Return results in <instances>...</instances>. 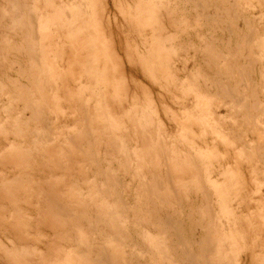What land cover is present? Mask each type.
Wrapping results in <instances>:
<instances>
[{
    "label": "rangeland",
    "instance_id": "1",
    "mask_svg": "<svg viewBox=\"0 0 264 264\" xmlns=\"http://www.w3.org/2000/svg\"><path fill=\"white\" fill-rule=\"evenodd\" d=\"M76 1L0 0V152L4 150L0 153V162H3L0 163V175L3 177L4 164L13 175L8 176L12 182L9 187L0 176V264H95L103 250L107 253L106 264H159L158 261L170 264L164 255L163 249H167L164 243L174 247V241L167 232L160 231L166 240L161 241L155 215L150 211L156 205L153 196L148 195L152 193L148 189L153 177L162 178L163 181L159 180L163 186L176 185L177 191L172 192L176 197L172 195L165 199L166 203L173 205H158L156 216L163 217L169 212L174 219H180L178 228L188 245L195 247L205 235L212 234L209 237L216 249L211 255L215 264H264V0ZM29 15L33 19L30 20ZM28 20H34L35 24ZM28 23L31 27L36 26L34 34L31 33L34 28L32 30ZM31 38H37V41L32 42ZM35 47L38 53L34 56H39H35L38 59L36 69L35 57L31 56ZM234 65L242 68L244 79L236 76ZM226 66H231V70ZM225 67L226 71L223 70ZM33 69L37 81L31 85H36L37 89L40 87L39 91L27 85L35 74ZM89 72H92V78L88 76ZM37 75L41 81L44 76L46 81L41 83ZM44 83H47V90H43ZM248 89L254 92L249 94ZM28 91L34 101L36 97L37 107L41 102L47 104L41 106L49 110H45L50 115L47 116L51 122L48 121L49 132L31 122V112L25 109V102L19 97ZM234 92H240L252 108L244 112L236 106L230 114V97ZM39 96L45 97L46 101L40 102ZM21 122H26L27 130ZM32 131L45 133V137L53 136L45 143L31 136ZM76 136L80 137L79 140ZM86 137H90L96 164L91 161ZM3 138L8 139L7 142ZM11 161L18 162L17 166ZM165 175L170 178V184ZM145 189L149 192L147 195ZM163 192L168 191L163 189ZM175 198L182 207L174 201ZM142 201H147L149 206ZM55 202L65 208V213L55 210ZM244 204L249 205L248 210ZM198 209L204 216L197 214ZM254 211L256 216H251ZM207 220L213 222V226L211 223L210 227L207 226ZM108 223L110 226L112 223L111 229ZM62 225H66L65 228ZM121 239L125 240L124 243ZM159 241L161 245L157 249L155 245ZM151 249L155 252L152 253ZM80 252L81 256L86 254L85 258L79 256Z\"/></svg>",
    "mask_w": 264,
    "mask_h": 264
},
{
    "label": "bare ground",
    "instance_id": "2",
    "mask_svg": "<svg viewBox=\"0 0 264 264\" xmlns=\"http://www.w3.org/2000/svg\"><path fill=\"white\" fill-rule=\"evenodd\" d=\"M85 1V0H84ZM91 1V0H90ZM92 1H95V0H92ZM99 1V0H98ZM210 1H213V0H210ZM238 1H240V0H238ZM237 1V2H238ZM70 2V1H69ZM79 2V0L78 1H76V3H78ZM89 2V1H88ZM71 3V2H70ZM214 3V2H213ZM88 4V3H87ZM90 4V3H89ZM93 4V3H92ZM91 4V5H92ZM200 4V3H199ZM259 4V3H258ZM67 5H68V3H67ZM83 5V4H82ZM232 5V4H231ZM84 6V5H83ZM82 6V7H83ZM89 5H87V7H88ZM93 6V5H92ZM199 6H201V4L199 5ZM237 6V5H236ZM243 7V6H242ZM204 8V7H203ZM68 9V8H67ZM89 9V8H88ZM64 10V9H63ZM87 10V9H86ZM86 10H84V11H86ZM93 10H95L94 8H93ZM98 10V9H97ZM264 10V9H263ZM71 11V10H70ZM82 11V10H81ZM88 11V10H87ZM92 10H90V12H91ZM62 12V11H61ZM75 12L76 11H74V15H75ZM28 13H30V12H28ZM35 13H37V12H35ZM66 13H68V10H67V12ZM71 13V12H70ZM88 13V12H87ZM97 13V12H96ZM103 13V12H102ZM101 13V14H102ZM226 13V12H225ZM31 14V13H30ZM33 15V14H32ZM68 15V14H67ZM74 15H73V17H74ZM219 15V14H218ZM217 15V16H218ZM29 16H31V15H29ZM76 16V15H75ZM232 16H233V14H232ZM32 17V16H31ZM35 17V16H34ZM210 17V16H209ZM30 20L31 19H33V17L32 18H30V17H28ZM78 18V17H77ZM93 18H94V16H93ZM208 18V17H207ZM217 18V17H216ZM219 18V17H218ZM213 19V18H212ZM19 20V19H18ZM27 20V19H26ZM34 20H36V19H34ZM34 20L33 21H29V23L30 22H32V24L34 23ZM74 20H76L75 18H74ZM79 21H80V19H78ZM247 21V20H246ZM20 22V21H19ZM76 22V21H75ZM221 22V21H220ZM21 23V22H20ZM23 23V22H22ZM28 23V24H29ZM15 25H17L16 23H14ZM24 24V23H23ZM31 24V23H30ZM29 24V25H30ZM35 24V23H34ZM80 24H81V22H80ZM79 24V25H80ZM169 24H171L170 22H169ZM22 25V24H21ZM26 25V24H25ZM178 25V24H177ZM227 25V24H226ZM85 26V25H84ZM89 26V25H88ZM17 27H18V29H19V25H17ZM27 27V26H26ZM29 27H31V25L29 26ZM36 26L34 25V27L32 26L31 27V29L33 30V28H34V31H32L31 33H33L34 34V32L36 31L35 28ZM232 27V26H231ZM235 27V26H234ZM242 27H243V25H242ZM241 27V28H242ZM247 27H249V26H247ZM251 27V26H250ZM249 27V30L251 29ZM24 28V27H23ZM211 28V27H210ZM228 28V27H227ZM235 29V28H234ZM26 30H28V27H27V29ZM84 30H86V29H84ZM212 30V29H211ZM232 30V29H231ZM231 30L229 29V31L231 32ZM239 30V29H238ZM24 31H25V28H24ZM81 31V30H80ZM227 31H228V29H227ZM228 31V32H229ZM26 32V31H25ZM29 32V31H28ZM82 32V31H81ZM94 32V31H93ZM92 32V33H93ZM210 32V31H209ZM213 32V31H212ZM232 32H233V30H232ZM38 33V32H37ZM84 33H85V31H84ZM102 33V32H101ZM251 33V32H250ZM33 34H31V37L33 36ZM94 34V33H93ZM36 35V34H35ZM79 35V34H78ZM82 35V34H81ZM26 36V35H25ZM93 36V35H92ZM29 37H30V35H29ZM34 37H38V36H34ZM77 37H80V36H77ZM103 37V36H102ZM32 39V38H31ZM80 39V38H79ZM78 39V40H79ZM250 39V38H249ZM33 40H35V41H37V38H33L31 41L33 42ZM75 43V42H74ZM96 43V42H95ZM106 43L104 42V45H105ZM97 45V44H96ZM103 45V46H104ZM33 46H35V43H34V45ZM32 46V47H33ZM102 46V47H103ZM94 47V46H93ZM96 47H98V46H96ZM105 47V46H104ZM20 48V47H19ZM37 47H35V49H36ZM106 48V47H105ZM83 49H84V47H83ZM96 50H98L99 48H95ZM94 49V50H95ZM107 49V48H106ZM110 48H108V50H109ZM17 50V49H16ZM34 49H32L31 51H32V58L33 57H37L38 55H35L34 56V54L35 53H38V51H37V49H36V51L34 52L33 51ZM75 50H76V48H75ZM88 51V50H87ZM86 51V52H87ZM105 51V50H104ZM110 51V50H109ZM34 52V53H33ZM77 53H79V51H76ZM90 52V51H89ZM98 52H100V50H98ZM219 52V51H218ZM30 53V52H29ZM82 53V52H81ZM229 53V52H228ZM29 55V56H30ZM89 55V54H88ZM93 56H94V54H92ZM228 55V54H227ZM81 56V55H80ZM97 56V55H96ZM221 56V55H220ZM224 56V55H223ZM222 56V57H223ZM263 56V55H262ZM33 58L34 59V62H35V64H34V67H35V65H36V61L38 60L37 58ZM39 57V56H38ZM226 57V56H225ZM232 57V56H231ZM43 58V60H44V57H42ZM42 58H40L41 60H42ZM77 58H79V57H77ZM91 58V56L89 57V59ZM111 58H112V54H111ZM224 58V57H223ZM227 58V57H226ZM263 58V57H262ZM37 59V60H36ZM83 59V58H82ZM89 59H88V61H89ZM40 60V61H41ZM45 60H46V58H45ZM81 60V59H80ZM79 60V61H80ZM84 60V59H83ZM116 60V59H115ZM114 60V61H115ZM112 61V60H111ZM86 62V61H85ZM103 62H105V61H103ZM195 62V61H194ZM224 62V61H223ZM231 62V61H230ZM89 63H91V60H90V62ZM117 63V62H116ZM119 63V62H118ZM117 63V64H118ZM206 63V62H205ZM226 63V62H225ZM225 63H223V64H225ZM104 64V63H103ZM111 64H112V62H111ZM116 64V65H117ZM222 64V65H223ZM37 65H38V62H37ZM82 65V64H81ZM87 65V64H86ZM85 65V66H86ZM89 65V64H88ZM92 65V64H91ZM91 65H89V66H91ZM97 65V64H96ZM226 65V64H225ZM18 66H19V64H18ZM32 66V65H31ZM105 66V65H104ZM118 66H120V65H118ZM17 67V66H16ZM33 67V66H32ZM84 67V66H83ZM82 67V68H83ZM87 67V66H86ZM85 67V68H86ZM94 67H96V66H94ZM103 67V66H102ZM215 67V66H214ZM217 67H219L218 65H217ZM226 67H228V66H226ZM226 67L223 69L224 71H226L225 69H226ZM231 67V66H230ZM230 67H228V68H230ZM239 65L238 66H235L234 65V67H233V71H235V73H237V77L239 78V79H244V75L242 74V68L241 69H239ZM250 67V66H249ZM19 68H20V66H19ZM18 68V69H19ZM26 68V67H25ZM28 68H30V67H28ZM36 68H38V66L37 67H35V69ZM90 67H88V69H89ZM116 68V67H115ZM263 68V67H262ZM17 69V70H18ZM22 69H23V66H22ZM30 69H32V68H30ZM39 69H41V68H39ZM84 69V68H83ZM92 69V68H91ZM90 69V70H91ZM96 69H97V67H96ZM102 69V68H101ZM100 69V70H101ZM111 69H113L112 67H111ZM12 70V69H11ZM20 70V69H19ZM24 70V69H23ZM22 70V71H23ZM45 70H46V68H45ZM85 70V69H84ZM104 70V69H103ZM119 70V72H120V69H118ZM118 70H117V72H118ZM219 68H218V72H219ZM223 70H222V73H223ZM227 70H231V68L230 69H227ZM25 71V70H24ZM27 71H28V69H27ZM30 71V70H29ZM33 71V73H35V71H34V69L32 70ZM41 71H44V70H41ZM93 71V70H92ZM94 71H95V69H94ZM264 71V70H263ZM19 72V71H18ZM102 72V71H101ZM103 72H105V70L103 71ZM103 72H102V74H103ZM118 72V73H119ZM21 73V72H20ZM39 73H40V70H39ZM38 73V74H39ZM90 73V72H89ZM227 73V72H226ZM225 72H224V74H226ZM234 73V72H233ZM233 73H230L231 74V76L233 75ZM234 73V74H235ZM247 73V72H246ZM258 73V72H257ZM28 74V73H27ZM91 74H92V72L90 73V74H88V76H90L91 78H92V76H91ZM21 75V74H20ZM24 75H25V73H24ZM23 74H22V76H24ZM35 75H36V73L35 74H33L31 77L29 76V75H27L28 77H30V81H28L27 82V85H30V86H32L31 84H33V83H35L37 80L35 79L34 80V78H35ZM40 75V74H39ZM43 75V74H42ZM42 75H40V76H42ZM44 75H45V73H44ZM46 75H48L47 73H46ZM93 75V74H92ZM95 76H96V73L94 74ZM106 75V74H105ZM105 75L103 74V77H105ZM229 75V74H228ZM259 75V74H258ZM38 76V75H37ZM196 76V75H195ZM205 76V75H204ZM220 76H221V74H220ZM226 76V75H225ZM259 76H261V74L259 75ZM262 76H264L263 75V73H262ZM18 77H20V76H18ZM25 77H26V75H25ZM39 77V76H38ZM197 77V76H196ZM90 78V79H91ZM94 78V77H93ZM98 78V77H97ZM100 78V77H99ZM192 78H194L193 76H192ZM191 78V79H192ZM225 78V77H224ZM15 79V78H14ZM38 80L40 79V81H41V77H39V78H37ZM103 79V78H102ZM122 79V78H121ZM205 79V78H204ZM203 79V80H204ZM247 79V78H246ZM19 80V79H18ZM43 80H44V76H43V78H42V81H41V83L43 82ZM92 80V79H91ZM261 80V79H260ZM44 81H46V80H44ZM47 81H49V80H47ZM93 81V80H92ZM240 81H242V83H243V80H240ZM246 81V80H245ZM262 81V80H261ZM16 82V81H15ZM15 82H14V84H15ZM91 82V81H90ZM10 83H12V82H10ZM38 83V82H37ZM50 84H51V81L49 82ZM17 84V83H16ZM47 84V83H46ZM46 84L44 83V88H43V90H45V88L47 87L46 86ZM193 84V83H192ZM19 85V84H18ZM21 85V84H20ZM15 86V85H14ZM14 86H13V88H14ZM17 86V85H16ZM15 86V87H16ZM21 86H23V85H21ZM41 86V85H40ZM43 86V85H42ZM241 86V85H240ZM249 86V85H248ZM25 87V86H24ZM34 87V90H40V87L37 89V86L35 85V86H32V88ZM52 87V86H51ZM230 87V86H229ZM252 88H253V86H251ZM21 88V87H20ZM27 89H28V87H26ZM25 88V89H26ZM48 88V87H47ZM47 88H46V90H47ZM222 89H223V87H221ZM226 88V87H225ZM25 89L23 90V91H25ZM27 89H26V91H27ZM42 89V88H41ZM199 89V88H198ZM7 90V89H6ZM19 90V89H18ZM33 90V91H34ZM43 90H42V92H43ZM52 90V89H51ZM225 90V89H224ZM227 90H228V88H227ZM248 90H250V89H248ZM247 90V91H248ZM14 91V90H13ZM244 91V90H243ZM256 91V90H255ZM9 92H10V90H9ZM37 92V91H36ZM237 92V91H236ZM250 92H251V94H252V92H254L253 91V89H251L250 91H249V94H250ZM13 93V92H12ZM11 93V94H12ZM228 93V92H227ZM2 94V93H1ZM14 94V93H13ZM21 94V93H20ZM43 95H44V93H42ZM41 94V95H42ZM233 94V93H232ZM8 95H10L9 93H8ZM18 95V94H17ZM208 95V94H207ZM245 95V94H244ZM243 95V96H244ZM16 96V95H15ZM233 96V97H232ZM230 98H231V106H230V114H232V110H233V108L234 107H236V106H238V107H240V108H242L243 110H244V112L245 111H247L250 107L252 108V106H251V103H250V105H249V103L247 102V99L245 98V97H242V96H240V92L239 93H235L234 92V94L232 95ZM257 96V95H256ZM17 97V96H16ZM19 97H21V99H23V101L25 102L24 103V105H26L25 106V109H28L29 110V112H31L30 113V115H31V118L30 117H28V119L30 118L31 119V122L33 121L34 123H36V124H38L39 125V127H41L42 129H46V130H48L47 132H49V130L51 129V128H49V122H50V119L48 120V115L49 114H47L46 113V111L45 110H47V111H49L48 109H43L42 108V106L41 105H44V104H46L45 102L42 104V102L41 101H46V99H45V97H41V96H39V100H40V102H41V105L40 106H38L37 107V104L35 103L36 102V97H35V101L33 100V96L31 95V93H30V91H28V92H22V94H21V96L19 95ZM37 97H38V95H37ZM227 97V96H226ZM261 97V96H260ZM7 98H8V96H7ZM13 98V97H12ZM11 98V99H12ZM43 98L45 99V100H43ZM257 98V97H256ZM18 99V98H17ZM42 99V100H41ZM254 99V98H253ZM38 100V99H37ZM38 100V101H39ZM216 100V99H215ZM48 101V100H47ZM214 101V100H213ZM217 101V100H216ZM251 101V100H250ZM35 103V104H34ZM39 103V102H38ZM201 103H203V101L201 102ZM221 103V102H220ZM255 103V102H254ZM252 104L253 106H254V108H255V105L256 104ZM261 103V102H260ZM206 104V103H205ZM5 105V104H4ZM39 105V104H38ZM47 105V104H46ZM46 105H44V106H46ZM49 105V104H48ZM194 105V104H193ZM85 106V105H84ZM202 106V105H201ZM212 106V105H211ZM5 107V106H4ZM49 108V107H48ZM84 108V107H83ZM257 108V107H256ZM86 109V108H85ZM211 109V108H210ZM9 110V109H8ZM255 110V109H254ZM262 110H263V108H262ZM5 111V110H4ZM84 111V110H83ZM8 112V111H7ZM249 112V111H248ZM5 113V112H4ZM81 113V112H80ZM84 113V112H83ZM261 113H263L262 111H260V114ZM6 114V113H5ZM4 114V115H5ZM12 114V113H11ZM51 114V113H50ZM89 114V113H88ZM244 114V113H243ZM248 114H250V113H248ZM234 115H236V112H235V114ZM2 116V115H1ZM11 116V115H10ZM29 116V115H28ZM50 116V115H49ZM83 116H84V114H83ZM242 116H245V115H242ZM251 116V115H250ZM249 116V117H250ZM241 117V116H240ZM1 118V117H0ZM15 118H16V116H15ZM51 118H53V117H51ZM235 118V117H234ZM247 118H248V115H247ZM254 118V117H253ZM252 118V119H253ZM258 118V117H257ZM256 118V116H255V119H257ZM262 118V117H261ZM261 118H260V120H261ZM2 119V118H1ZM8 119V118H7ZM85 119V118H84ZM252 119H251V122H252ZM6 120V119H5ZM86 120V119H85ZM84 120V121H85ZM135 120V119H134ZM245 120V119H244ZM254 120V119H253ZM49 121V122H48ZM246 121V120H245ZM247 121H248V119H247ZM254 121H256V120H254ZM89 122V121H88ZM224 122V121H223ZM251 122H249V123H251ZM264 122V121H263ZM7 123V122H6ZM51 123V122H50ZM81 123H82V121H81ZM249 123H248V125H249ZM256 123V122H255ZM1 124V123H0ZM13 124V123H12ZM35 124V125H36ZM259 124H260V122H259ZM3 125V124H2ZM21 125L22 126H24L25 128H26V130L28 129V126H26V122H21ZM34 125V126H35ZM77 125V124H76ZM84 125V124H83ZM87 125H89L88 123H87ZM51 126H52V124H51ZM67 126V125H66ZM221 126V125H220ZM1 127H4V126H1ZM38 127V128H39ZM85 127V126H84ZM227 127V126H226ZM5 128V127H4ZM30 128H31V126H30ZM53 128V127H52ZM221 128V127H220ZM250 128V127H249ZM254 128H255V126H254ZM264 128V127H263ZM7 129V128H6ZM5 129V130H6ZM36 130H37V128H36ZM149 130V129H148ZM252 130V129H251ZM11 131V130H10ZM86 131V130H85ZM88 131V130H87ZM137 131V130H136ZM255 131V130H254ZM6 133H7V131H5ZM27 132V131H26ZM89 132V131H88ZM88 132H87V134H88ZM132 132V131H131ZM66 133V132H65ZM91 133V132H90ZM112 133V132H111ZM30 134H31V136L33 135V137L34 138H36V140H44L45 141V143H46V141H48V140H50L49 139V137H52L53 136V134H52V136H46L45 137V133H42V134H40V133H36V132H34V131H32V132H30ZM43 134H45V135H43ZM58 134V133H57ZM56 134V135H57ZM69 134V133H68ZM136 134V133H135ZM55 135V136H56ZM255 135V137H256V134H254ZM54 136V137H55ZM68 136H70V135H68ZM67 136V137H68ZM89 136V135H88ZM143 136H145V135H143ZM48 137V138H47ZM64 138H65V136H63ZM77 138H78V136H76ZM76 137H75V139H76ZM245 137V136H244ZM254 137V138H255ZM260 137V136H259ZM258 137V138H259ZM6 138V137H5ZM5 138H3V139H5ZM14 138V137H13ZM15 138H17V137H15ZM20 138H21V136H20ZM80 138V137H79ZM79 138H78V140H79ZM84 138V137H83ZM82 138V139H83ZM88 137H86V139H87ZM228 138V137H227ZM67 138H65V140H66ZM85 139V138H84ZM84 139H83V141H84ZM89 139H90V137H89ZM89 139H87V140H85V142L86 141H88L89 142V144H90V149H91V158H92V160L91 161H93L94 163H95V156H94V154H93V150H92V145H91V142L89 141ZM226 139V138H225ZM256 139V138H255ZM260 139V138H259ZM6 140V142H7V140L8 139H5ZM10 140H11V138H10ZM27 140H28V137H27ZM26 140V141H27ZM68 140H69V137H68ZM67 140V141H68ZM257 140V139H256ZM14 141H16V139H14ZM63 141V140H62ZM146 141V140H145ZM248 141V140H247ZM257 141H259L260 142V140H257ZM4 143H5V141H3ZM31 142V141H30ZM34 142V141H33ZM50 142V141H49ZM70 142V141H69ZM163 142V141H162ZM14 143H17V142H14ZM18 143H19V141H18ZM22 143V142H21ZM20 143V144H21ZM26 143V142H25ZM93 143H94V141H93ZM245 143H247V142H245ZM27 144V143H26ZM53 144H54V142H53ZM107 144H109V143H107ZM25 145V144H24ZM29 145V144H28ZM33 145H34V143H33ZM85 145H86V143H85ZM106 145V144H105ZM257 145V144H256ZM7 146V145H6ZM5 146V147H6ZM41 147H42V144L40 145ZM74 146L76 147V148H79L78 146H77V144H74ZM109 146V145H108ZM47 148H49L48 146H46ZM55 147H57V145L55 146ZM63 148H64V146H62ZM94 147V146H93ZM107 147V146H106ZM111 146H109V148H110ZM13 148H15V147H13ZM24 148V147H23ZM25 148H26V146H25ZM32 148V147H31ZM30 148V149H31ZM54 148V147H53ZM66 148V147H65ZM65 148H64V150H65ZM95 148V147H94ZM109 148H106L107 150L109 149ZM164 148V147H163ZM256 148V147H255ZM26 149H28V147L26 148ZM38 149H39V147H38ZM52 148H50V150H51ZM259 149V148H258ZM2 150H3V147H2ZM14 150V149H13ZM20 150H21V148H20ZM22 150H24V149H22ZM21 150V151H22ZM58 150V149H57ZM77 150V149H76ZM80 150H81V148H80ZM4 151V150H3ZM2 151V152H3ZM9 151V150H8ZM15 151V150H14ZM14 151H12V152H14ZM19 151V150H18ZM26 151V150H25ZM25 151H23V152H25ZM54 151V150H53ZM53 151H51V152H53ZM66 151V150H65ZM115 151V150H114ZM2 152H0V153H2ZM11 151H10V153H12ZM27 152V151H26ZM26 152H25V155H26ZM56 152V151H55ZM58 152H60L61 153V150L60 151H58ZM69 152V151H68ZM67 152V153H68ZM10 153H9V155H10ZM19 153V152H18ZM28 153V152H27ZM49 153H50V151H49ZM64 153V152H63ZM70 153V152H69ZM82 153H84V152H82ZM94 153H95V151H94ZM113 153V152H112ZM59 154V153H58ZM106 154H109V153H106ZM118 154H119V152H118ZM126 154V153H125ZM2 155V154H1ZM1 155H0V157H1ZM16 155H18V154H16ZM20 155V154H19ZM18 155V156H19ZM54 155H56V153L54 154ZM64 155H66V154H64ZM39 156V155H38ZM60 156V155H59ZM85 156H86V153H85ZM112 156V155H111ZM121 156V155H120ZM119 156V157H120ZM126 156H128V155H126ZM126 156H125V158L124 159H126ZM4 157V156H3ZM6 157V156H5ZM4 157V158H5ZM20 157V156H19ZM46 157V156H45ZM62 157V156H61ZM114 157H115V155H114ZM148 157V156H147ZM7 158H9V156H7ZM12 158V157H11ZM10 158V159H11ZM16 158H18V157H16ZM21 158V157H20ZM23 158H25V157H23ZM88 158V157H87ZM123 158V157H122ZM129 158V157H128ZM192 158V157H191ZM12 159H14V156H13V158ZM11 159V160H12ZM47 159V158H46ZM53 159V158H52ZM61 159V158H60ZM118 159V158H117ZM135 159V158H134ZM144 159V158H143ZM2 160H3V158H2ZM4 160H7V159H4ZM16 160V159H15ZM21 160V159H20ZM193 160V159H192ZM17 161V160H16ZM22 161V160H21ZM24 161V160H23ZM58 161H59V159H58ZM117 161V160H116ZM127 161V160H126ZM2 162V161H1ZM0 162V163H1ZM8 162H10V160L8 161ZM7 162V164H9V165H12L11 163H8ZM12 163H13V165H14V163L15 162H13V161H11ZM54 162V161H53ZM61 162V161H60ZM92 162V163H93ZM118 162H120V161H118ZM191 162V161H190ZM198 162V161H197ZM196 162V163H197ZM24 163V162H23ZM122 163V162H121ZM120 163V164H121ZM191 163H193V162H191ZM264 163V162H263ZM2 164H3V162H2ZM1 164V165H2ZM17 164H18V162L17 163H15V166H17ZM96 164V163H95ZM143 164V163H142ZM146 164V163H145ZM5 165V164H4ZM3 165V167H6L5 169H4V173H3V177H2V180L5 182V184H6V186L7 187H9V184H10V182H11V180L9 179V174H11L10 172V170H9V167L8 166H4ZM60 165V164H59ZM137 165V164H136ZM147 165V164H146ZM151 165V164H150ZM169 165V164H168ZM190 165V164H189ZM19 166H21L20 164H19ZM39 166V165H38ZM109 166V165H108ZM108 166L107 167H104V168H108ZM123 166H124V164H123ZM130 166V165H129ZM22 167V166H21ZM93 167V166H92ZM98 167V166H97ZM96 167V168H97ZM110 167V166H109ZM118 167V166H117ZM200 167V166H199ZM15 168V167H14ZM99 168V167H98ZM147 168V167H146ZM152 168L154 169V167L152 166ZM157 168V167H156ZM12 169V168H11ZM23 169V168H22ZM167 169V168H166ZM195 169V168H194ZM197 169H198V165H197ZM25 170V169H24ZM104 170V169H103ZM106 170V169H105ZM167 170H169V168L167 169ZM167 170H165V171H167ZM18 171V170H17ZM98 171V170H97ZM107 171H108V169H107ZM107 171H104L103 173H104V175H106V173H107ZM148 171V170H147ZM172 171H174V170H172ZM19 172V171H18ZM92 172H94V171H92ZM124 172V171H123ZM132 172V171H131ZM138 172V171H137ZM153 172V171H152ZM28 173V172H27ZM112 173V172H111ZM111 173H109L110 175H111ZM135 173V172H134ZM143 173V172H142ZM156 173V172H155ZM160 174V172L159 171H157V174ZM168 174L167 175H169V171L167 172ZM196 173V172H195ZM197 173H199V172H197ZM24 174H25V172H24ZM30 174V173H29ZM96 174V173H95ZM95 174H94V177H95ZM131 174V173H130ZM132 174H133V172H132ZM131 174V175H132ZM145 174V173H144ZM158 174V175H159ZM165 174H166V172H165ZM200 174V173H199ZM12 175V174H11ZM36 175V174H35ZM116 175V174H115ZM134 175V174H133ZM139 175V174H138ZM138 175H137V178H138ZM156 175V174H155ZM167 175H165V179H166V176ZM13 176V175H12ZM21 176V175H20ZM45 176V175H44ZM11 177V176H10ZM100 177H102L101 176V174H100ZM106 177H108L107 175H106ZM105 177V178H106ZM131 177H133V176H131ZM147 177H148V173H147ZM199 177V176H198ZM16 178H18V177H16ZM27 178V177H26ZM29 178V177H28ZM27 178V179H28ZM103 178V177H102ZM114 178V177H113ZM158 178H159V176H158ZM168 176H167V182L170 184V182L168 181ZM200 178V177H199ZM1 179V178H0ZM24 179V178H23ZM106 179H108V178H106ZM118 180L117 181H119L120 179L119 178H117ZM140 179V178H139ZM160 180H162V178H159ZM159 179H157V178H154L153 177V179H152V186H151V188L150 189H148V187H147V189H148V191L150 190L152 193L150 194L146 189V191H144L145 193L144 194H146V192L147 193H149L148 195H151V196H153V200H154V202L156 203V205H155V207H152V208H150V211L152 210V212L154 213H152L153 215H155V219H156V222H155V224L157 225V227H159L158 228V232L160 233V231L161 232H163L164 234H166V232L168 233V235H169V237H170V239H173V243H174V247L172 248V247H170L166 242L164 243V245H165V247L167 248L166 250H164L163 249V251H165L166 253H164V255L166 254V258L168 257V260L170 261L169 263L171 264V263H177V264H180V263H182V264H215L214 262H215V260H214V262H213V258L211 257V255L212 254H214L215 252H216V249L214 248V246H213V244L211 243V238L209 237V236H213L212 234H210L209 236L208 235H205L204 236V238L200 241V243H198L195 247H193L190 243H189V245L185 242V240H184V238H183V235H182V233L179 231V226L181 225V220L180 219H174L173 218V216L171 215V214H169V212H168V214H165L163 217H161V216H156V214H158L159 213V206H161L162 205V203L163 204H165L166 203V201H165V199L166 198H169V197H171L173 194H172V192L174 191V190H176V188H175V184H173V185H169V186H167V185H165L166 186V190H165V186H163V183L159 180ZM170 179V178H169ZM17 180V179H16ZM28 180H30V179H28ZM149 180V179H148ZM12 181H14V179L12 180ZM31 181V180H30ZM112 181V180H111ZM110 181V182H111ZM116 181V180H115ZM121 181V180H120ZM129 181V180H128ZM163 181V180H162ZM166 181V180H165ZM22 182V181H21ZM122 182V181H121ZM166 182V183H167ZM1 183H2V181H1ZM12 183V182H11ZM16 184H18L19 182H15ZM36 183V182H35ZM35 183H33V184H35ZM40 183V182H39ZM38 183V184H39ZM130 183V182H129ZM198 183H200V182H198ZM22 184H23V182H22ZM30 184H31V182H30ZM42 184V183H41ZM105 184V183H104ZM104 184H101V186H103ZM107 184V183H106ZM106 184L104 185V186H106ZM115 184H120V183H115ZM196 184V183H195ZM19 185V184H18ZM36 185H37V183H36ZM124 185V184H123ZM127 185V184H126ZM129 185H131V184H129ZM197 185V184H196ZM199 185V184H198ZM204 186H205V184H203ZM15 186V185H14ZM17 186V185H16ZM42 186H44V185H42ZM49 186H51V185H49ZM104 186H103V188H104ZM113 186H115L114 185V183H113ZM118 186V185H117ZM128 186V185H127ZM147 186V185H146ZM203 186V187H204ZM20 187V186H19ZM19 187H17V188H19ZM24 187V186H23ZM30 187V186H29ZM98 187V186H97ZM190 187V186H189ZM51 188V187H50ZM49 188V189H50ZM100 188V187H99ZM106 188V187H105ZM118 188H119V186H118ZM136 188V187H135ZM197 188H198V186H197ZM199 188H200V185H199ZM205 188V187H204ZM32 189V188H31ZM38 189H39V187H38ZM37 189V190H38ZM139 189V188H138ZM141 189V188H140ZM163 189H164V191H168L167 193H164L163 192ZM186 189V188H185ZM190 189V188H189ZM192 189V188H191ZM200 189H202V188H200ZM41 190V189H40ZM40 190H38V191H40ZM98 190V189H97ZM105 190H108V188L107 189H105ZM45 191H48V190H45ZM51 191H53L52 189H51ZM101 191V190H100ZM113 190L111 189V192H112ZM120 191V190H119ZM177 191V190H176ZM199 191V190H198ZM203 191H206L205 189L203 190ZM24 192V191H23ZM116 192V191H115ZM135 192V191H134ZM207 192V191H206ZM25 193V192H24ZM48 193H50V192H47V194ZM53 193H55V192H53ZM101 193V192H100ZM136 193H137V191H136ZM176 193V192H175ZM180 193V192H179ZM199 194H200V192H198ZM40 194H42V193H40L39 192V195ZM204 194H205V192H204ZM43 195V194H42ZM147 195V194H146ZM145 195V196H146ZM202 195V194H201ZM44 196V195H43ZM136 196V195H135ZM206 196H207V194H206ZM106 197V196H105ZM141 197V196H140ZM147 197V196H146ZM146 197H143V199L145 198L146 200H148ZM173 198L174 197H176V196H172ZM204 197V196H203ZM40 198H41V196H40ZM50 198V197H49ZM108 198V197H107ZM148 198H150V196H148ZM172 198V199H173ZM178 198V197H177ZM177 198H175V199H177ZM36 199V198H35ZM42 199V198H41ZM109 200H110V198H108ZM111 199H113V197L111 196ZM141 199V198H140ZM143 199H141V200H143ZM151 199V198H150ZM149 199V204L151 203V200ZM174 199V201L176 202L177 201V203L179 202L178 201V199H180V198H178L177 200H175ZM205 199V198H204ZM207 199H208V196H207ZM206 199V200H207ZM51 200V199H50ZM114 200V199H113ZM137 200V199H136ZM167 200V199H166ZM39 201V200H38ZM115 201V200H114ZM120 201V200H119ZM135 201V200H134ZM133 201V202H134ZM138 201V200H137ZM145 201V200H144ZM144 201H142L143 203H145V205H148L147 204V201L146 202H144ZM164 201V202H163ZM39 202H41V201H39ZM56 203V202H55ZM115 203V202H114ZM122 203V202H121ZM126 203V202H125ZM124 202H123V204H125ZM168 204H170L169 202H167ZM166 203V204H167ZM174 203V202H173ZM44 204V203H43ZM45 204H46V200H45ZM108 204V203H107ZM116 204H117V202H116ZM122 204V205H123ZM136 204H137V202H136ZM154 204V203H153ZM166 204H165V206H166ZM168 204H167V207H168ZM172 204V203H171ZM170 204V205H171ZM179 204V203H178ZM206 204V203H205ZM208 204V203H207ZM63 205V204H62ZM118 205V204H117ZM121 205V204H120ZM119 205V206H120ZM121 205V206H122ZM142 205H144V204H142ZM141 205V207H143ZM159 205V206H158ZM173 205V204H172ZM175 205V204H174ZM180 205V204H179ZM182 205V204H181ZM180 205V206H181ZM245 205V204H244ZM41 206V205H40ZM45 206V205H44ZM56 208H55V210H57V212H59L60 214H62V213H65V211H64V209L65 208H63L59 203H56L55 205H54ZM149 206V205H148ZM153 206V205H152ZM158 206V207H157ZM206 206V205H205ZM204 206V208H206ZM208 206V205H207ZM246 206V210H248L249 209V205H245ZM38 207V206H37ZM100 207H101V205H100ZM118 207V206H117ZM117 207H116V209H117ZM123 207V206H122ZM126 207V206H125ZM132 207H134V206H132ZM139 207V206H138ZM137 207V208H138ZM171 207V206H170ZM182 207V206H181ZM263 207V206H262ZM44 208V207H43ZM46 208H48V207H46ZM135 208V207H134ZM133 208V209H134ZM137 208H136V210H137ZM145 208V207H144ZM143 208V209H144ZM257 208V207H256ZM146 209H147V207H146ZM146 209H145V211H146ZM163 209H164V207H163ZM174 209V208H173ZM200 210H201V208H199ZM199 209H198V211H199ZM45 210V209H44ZM54 210V211H55ZM101 210H103V209H101ZM127 210V209H126ZM125 210V211H126ZM131 210V209H130ZM139 210H140V207H139ZM138 210V211H139ZM148 210V209H147ZM171 210H172V208H171ZM176 210H178V209H176ZM206 210V209H205ZM204 210V211H205ZM245 210V209H244ZM262 210V209H261ZM40 211V210H39ZM137 211V212H138ZM142 211V210H141ZM165 211H166V209H165ZM168 211V210H167ZM206 211H208V210H206ZM211 211H212V209H211ZM211 211H209L210 212V214L211 215H215V213L213 212V213H211ZM263 211V210H262ZM67 212V211H66ZM120 212H122V211H120ZM123 212H124V210H123ZM137 212H135L136 213V215H138L137 214ZM147 212V211H146ZM196 212V211H195ZM48 213H49V211H48ZM68 213V212H67ZM104 213H106V215H107V212L105 211ZM134 213V212H133ZM140 213V212H139ZM250 213H252L251 211H250ZM250 213H249V216H250ZM264 213V212H263ZM101 214H103V213H101ZM127 214H129V213H127ZM148 214L150 215L151 213H149L148 212ZM197 214H202V216H204L203 215V213H201L200 211L197 213ZM205 214V213H204ZM209 214V215H210ZM254 214V215H253ZM253 214H251V216H256L255 214V211L253 212ZM68 215V214H67ZM70 215H72L71 213H70ZM97 215V214H96ZM99 216H101L100 214H98ZM141 215V214H140ZM139 215V216H140ZM208 215V216H209ZM105 216V215H104ZM134 216V215H133ZM139 216H137V217H139ZM142 216V215H141ZM206 216V215H205ZM93 217H95V216H93ZM101 217H103V216H101ZM127 217V216H126ZM150 217L151 216H149V219H150ZM115 218V217H114ZM140 218V217H139ZM145 218H147L146 216H145ZM202 218H204V217H202ZM213 218V217H212ZM218 218V217H217ZM253 218V217H252ZM256 218H258L259 219V217H256ZM81 219V218H80ZM87 220H88V218H86ZM100 218H98V220H99ZM119 219V218H118ZM122 219V218H121ZM246 219V218H245ZM254 219V218H253ZM112 220V219H111ZM147 220H148V218H147ZM152 220H153V218H152ZM214 220V219H213ZM216 220H218V219H216ZM81 221H83V220H81ZM96 221V220H95ZM94 221V222H95ZM208 221V220H207ZM210 221H212L211 219H210ZM210 221H208L207 222V226H208V224H209V227H210ZM254 221V220H253ZM259 222H260V219L258 220ZM90 222V221H89ZM97 222V221H96ZM99 222V221H98ZM101 222V221H100ZM99 222V223H100ZM108 222H112V221H108ZM114 222H116V220H114ZM138 222V221H137ZM141 222H142V220H141ZM152 222V221H151ZM222 222V221H221ZM84 223V222H83ZM93 223V222H92ZM138 223H140V222H138ZM143 223V222H142ZM148 223H149V220H148ZM153 223V222H152ZM213 223V222H212ZM211 223V224H212ZM217 223H218V221H217ZM217 223H216V225H217ZM224 223V222H223ZM90 224H91V222H90ZM106 224V223H105ZM109 224V223H108ZM125 224V223H124ZM144 224V223H143ZM150 224V223H149ZM149 224H148V226H149ZM261 224H262V222H261ZM56 225V224H55ZM107 225V224H106ZM146 225V224H145ZM154 225V224H153ZM155 225V226H156ZM215 225V226H216ZM224 225V224H223ZM250 225V224H249ZM263 225H264V223H263ZM59 226V225H58ZM63 226V225H62ZM66 226V225H65ZM65 226H63L64 228H65ZM92 226V225H91ZM109 226H110V224H109ZM109 226H107L108 228H109ZM111 226H112V223H111ZM111 226H110V229H111ZM114 226H115V224H114ZM125 226V225H124ZM123 226V227H124ZM134 226V225H133ZM151 226H152V224H151ZM150 226V227H151ZM211 226H213V224L211 225ZM214 226V227H215ZM225 226V225H224ZM61 227V226H60ZM95 226H93V228H94ZM113 227V226H112ZM156 227V228H157ZM208 227V228H209ZM219 227V226H218ZM263 227V226H262ZM67 228V227H66ZM117 228V227H116ZM127 228V227H126ZM133 228V227H132ZM135 228H137L136 226H135ZM153 228V227H152ZM225 229V227H222V229ZM259 228H261V227H259ZM61 229V228H60ZM98 229V228H97ZM114 229V228H113ZM119 229H120V226H119ZM128 229H130V228H128ZM138 229V228H137ZM155 229V228H154ZM196 229V228H195ZM206 229V228H205ZM204 229V230H205ZM222 229H221V231H222ZM101 230V229H100ZM127 230V229H126ZM132 229H130V231H131ZM209 230V229H208ZM216 230V229H215ZM219 230H220V228H219ZM114 231V230H113ZM117 231V230H116ZM124 231H125V229H124ZM133 231V230H132ZM157 230H155V232H156ZM207 231V230H206ZM64 232H65V230H64ZM145 232V231H144ZM210 232H212V230L210 229ZM214 232V231H213ZM212 232V233H213ZM223 232V231H222ZM100 233V232H99ZM105 233V232H104ZM128 233V232H127ZM138 233H140V232H138ZM154 233V232H153ZM162 233V234H163ZM206 234H208L207 232H205ZM215 233H217L218 234V231L217 232H215ZM223 233H225V232H223ZM92 234V233H91ZM106 234V233H105ZM156 234V233H155ZM158 234V233H157ZM161 233H160V237H162L161 239H159V240H161V241H166L165 240V237H164V239H163V236H164V234L162 235ZM214 234V233H213ZM217 234H216V236H217ZM59 235H60V233H59ZM63 235V234H62ZM68 235V237H69V233L67 234ZM104 235V234H103ZM121 235V234H120ZM123 235V234H122ZM121 235V236H122ZM127 235V234H126ZM241 235V234H240ZM61 236V235H60ZM64 236V235H63ZM107 236V235H106ZM111 236V235H110ZM114 236V235H113ZM113 236L112 237H109V239L111 238V239H113ZM125 236V235H124ZM142 236V235H141ZM214 236H215V234H214ZM219 236H221L220 235V233H219ZM239 236V235H238ZM67 237V238H68ZM158 237V236H157ZM70 238V237H69ZM117 238H118V236H117ZM116 237H114V240L115 239H117ZM129 238V237H128ZM139 238V237H138ZM146 238H147V236H146ZM155 238V237H154ZM242 238V237H241ZM72 239V238H71ZM130 239V238H129ZM140 239H144V238H140ZM121 240H123V239H121ZM142 240H140V241H142ZM224 240V239H223ZM222 240V241H223ZM124 241L125 240H123V243H124ZM128 241V240H127ZM133 241V240H132ZM131 241V242H132ZM146 241V240H145ZM156 241V240H155ZM158 241V240H157ZM122 242V241H121ZM147 242V241H146ZM160 243V241L158 242V244H156L155 245V247L158 249V247H160V245L161 244H159ZM137 243L135 242V245H136ZM147 244V243H146ZM77 245V244H76ZM79 245V244H78ZM138 245V244H137ZM136 245V246H137ZM164 245H163V248H164ZM222 245H224V244H221V246ZM241 245V244H240ZM253 245H254V243L252 244V246L251 247H253ZM264 245V244H263ZM95 246V245H94ZM102 246V245H101ZM127 246H128V244H127ZM143 246V245H142ZM147 246V245H146ZM151 246H152V244H151ZM220 246V245H219ZM98 247V246H97ZM96 247V248H97ZM144 247V246H143ZM78 248V247H77ZM85 248V251H86V247H84ZM105 248V247H104ZM107 248V247H106ZM138 248H139V246H138ZM142 248V247H141ZM149 248V247H148ZM152 248V247H151ZM154 248V247H153ZM221 248H223V247H221ZM263 248V247H262ZM99 249L100 248H98V251H99ZM126 249V248H125ZM127 249H129V248H127ZM130 249H132V248H130ZM136 249V248H135ZM155 249V248H154ZM225 249V248H224ZM261 249V248H260ZM78 250V249H77ZM95 250V249H94ZM106 250V249H105ZM145 250V249H144ZM149 250V249H148ZM220 250H222V249H220ZM251 250V249H250ZM74 251V250H73ZM76 251V250H75ZM92 251H93V249H92ZM97 251V252H98ZM109 251V250H108ZM130 251V250H129ZM135 251V250H134ZM137 251V250H136ZM141 251V250H140ZM151 251H152V249H151ZM218 251V250H217ZM225 251V250H224ZM87 252H88V250H87ZM91 252V251H90ZM131 252H133V251H131ZM153 252H155V251H152V253ZM156 252H158V251H156ZM252 252H254L253 251V249H252ZM76 253V252H75ZM92 253V252H91ZM123 253H125L124 252V250H123ZM137 253H140L139 251H137ZM161 253V252H160ZM79 254V253H78ZM96 254H98V253H96ZM95 254V255H96ZM135 254V253H134ZM155 254V253H154ZM251 254V253H250ZM255 254V253H254ZM82 254H81V252H80V254H79V256L80 257H83V258H85V255L83 254V256H81ZM88 255V254H87ZM123 255V254H122ZM137 255H139V254H137ZM142 255L143 254H141V256L140 257H142ZM145 255V254H144ZM258 255V254H257ZM93 256V255H92ZM146 256V255H145ZM158 256V255H157ZM163 256V255H162ZM217 255H215V257H216ZM220 257L222 256V254L221 255H219ZM106 257H107V253L106 252H104V250L102 251V252H100V256L98 257V258H96L95 260L96 261H94L95 262V264H98V263H100V264H106L105 262H108V260L106 259ZM124 257V256H123ZM136 257V256H135ZM150 257H152V256H150ZM154 257V256H153ZM161 257V256H160ZM164 257V256H163ZM252 257V256H251ZM87 258V257H86ZM113 258V257H112ZM131 258V257H130ZM129 258V259H130ZM138 258H139V256H138ZM219 258V257H218ZM225 258V257H224ZM93 259V258H92ZM123 259H125V258H123ZM135 259V258H134ZM155 259V258H154ZM157 259V258H156ZM158 259L160 260V258L158 257ZM261 259V258H260ZM87 260V259H86ZM110 260H112V259H110ZM126 260V259H125ZM132 260V259H131ZM130 260V261H131ZM216 260H217V258H216ZM219 260V259H218ZM257 260V259H256ZM88 261V260H87ZM163 261V260H162ZM220 261V260H219ZM221 261H222V258H221ZM220 261V262H221ZM253 262H254V260H252ZM89 262V261H88ZM92 262V261H91ZM90 262V263H91ZM93 262V263H94ZM118 262V261H117ZM123 262H124V260H123ZM132 262V261H131ZM150 262V261H149ZM217 262V261H216ZM128 263V262H127ZM147 263V262H146ZM158 263L160 264V262L158 261ZM163 263V262H162ZM260 263V262H259ZM28 264V263H27ZM108 264V263H107ZM126 264V263H125ZM218 264V263H217Z\"/></svg>",
    "mask_w": 264,
    "mask_h": 264
}]
</instances>
